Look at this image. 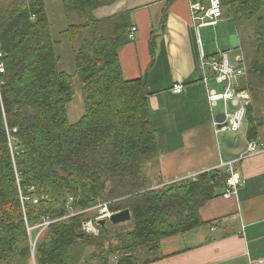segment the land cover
Returning a JSON list of instances; mask_svg holds the SVG:
<instances>
[{"label": "trees", "instance_id": "obj_1", "mask_svg": "<svg viewBox=\"0 0 264 264\" xmlns=\"http://www.w3.org/2000/svg\"><path fill=\"white\" fill-rule=\"evenodd\" d=\"M62 1L68 18L62 34L73 50L75 74L61 68V40L46 0H0V45L7 54L0 96V261L31 263L28 226L39 231L49 218L35 247L37 264H112L113 255L117 264H145L160 257L142 258V251L156 254L164 237L213 222L203 220L200 209L221 195L229 174L216 168L151 188L145 166L158 155L159 141L147 84L144 77L126 79L119 58L131 42V27L93 16L94 7L113 0ZM228 11L249 32L244 45L251 61L241 88L264 100V0H234ZM75 76L84 112L72 122ZM258 119L250 103L249 138L259 134ZM7 128L24 150L15 163ZM20 189L40 202L24 208ZM69 195L75 208L126 196L122 207H112L132 210V228L113 232L108 224L98 235L83 231L84 214L64 217Z\"/></svg>", "mask_w": 264, "mask_h": 264}, {"label": "crops", "instance_id": "obj_2", "mask_svg": "<svg viewBox=\"0 0 264 264\" xmlns=\"http://www.w3.org/2000/svg\"><path fill=\"white\" fill-rule=\"evenodd\" d=\"M46 1L49 12L53 3L63 7V11L59 8L61 19L68 24L63 1ZM220 1L223 16L216 24L202 26L206 28L205 40L199 28L202 48L206 55L227 50L232 64L246 69L242 81L247 77L251 54L244 45L243 28L236 25L228 11L234 0ZM208 3L209 0H175L171 4L167 0H113L91 10L96 18H112L114 24L131 27L129 33L132 27L136 30L135 38L121 47L119 58L126 79H145L147 74L146 89L159 141L158 155L145 166L151 188L196 178L216 168L227 172L225 167H219L225 156L242 153L250 140L264 142V117L258 119L262 125L256 138L248 137L246 117L245 140L237 151L232 153L235 147L229 142L225 149L220 146L218 137L222 131L216 130L213 120L223 110H215L220 101L210 106L208 87L222 91L223 85L210 79L207 86L203 80L197 30L191 22V8ZM176 83L183 85L182 92L173 91ZM237 169L243 179L238 196H223L224 181L221 195L200 209L202 219L213 222L164 237L156 254L142 251V258L160 257L145 264H264V151L246 156ZM29 264H33V257Z\"/></svg>", "mask_w": 264, "mask_h": 264}, {"label": "built area", "instance_id": "obj_3", "mask_svg": "<svg viewBox=\"0 0 264 264\" xmlns=\"http://www.w3.org/2000/svg\"><path fill=\"white\" fill-rule=\"evenodd\" d=\"M191 22L197 30V40L200 45V58L201 66L203 71V80L206 82L207 86L210 79L218 84L223 85V90H217L216 88L208 87V101L211 107L218 104L219 101L224 102L223 113L225 114V119L220 121L214 118L213 125L217 131L222 132H237L243 126L247 117V105L251 101V94L247 89H240V82L243 76H245L246 69L244 67H235L231 60L230 55L227 50H218L217 53L213 55H206L202 48V40L200 36L199 28L205 25L216 24L219 19L223 16V6L220 0H209V3L205 7L193 6L191 8ZM34 18V16H32ZM135 28L132 27L129 38H135ZM6 53L2 46L0 45V96L2 91V86L5 83L4 74L6 73ZM173 91L180 93L183 91V85L176 83L173 86ZM2 101V98H1ZM16 131V129L14 130ZM8 140L10 141V150L15 163V158L17 155L24 152L16 142V136L13 134V130L7 128ZM264 151V142H259L258 140H250L248 142L247 148L237 156L231 157L230 159H223L219 167H225L229 176L226 180V189L223 192V196L226 198L237 197L239 194V189L243 184V179L237 169V164L246 156ZM34 189V186L31 188ZM21 202L25 208V204L28 202L39 203L41 197L37 196L35 193L29 195L24 194L20 189ZM116 200H103L96 204H93L86 208H75L74 202L75 197L69 195L66 206L68 209V214L66 217L76 216L78 214H84V219L81 222V228L83 231L91 234H97L99 228L95 224L96 220L102 218H109L117 209L113 208L111 204ZM52 220L45 219L41 224L43 228L47 227ZM32 227L28 226V231L30 232ZM31 240L33 249V264H37L35 260V247L38 236ZM264 263V257L262 258Z\"/></svg>", "mask_w": 264, "mask_h": 264}, {"label": "rangeland", "instance_id": "obj_4", "mask_svg": "<svg viewBox=\"0 0 264 264\" xmlns=\"http://www.w3.org/2000/svg\"><path fill=\"white\" fill-rule=\"evenodd\" d=\"M59 8L62 9V11H63V7H61V5L59 6V5H57V3H55V4L53 3L52 4V11L50 12V14H51L50 17H51L52 21L54 22L53 30H54L55 38L58 40H61L60 45L57 46V52L60 54V56L62 58L60 65H61V68L63 70L67 71L70 74H75V61H74V57H73V50L71 48L70 42L68 41L67 33L62 34L63 31L65 30L66 26H67V23H66V21L65 22L62 21V19H61L62 13H61V10ZM243 32L245 35H248V33H249V32L246 33V29H243ZM201 34L205 40L206 39V28H204V27L201 28ZM74 81H75L74 83H75V88H76L75 89L76 94H75L73 100L68 105V116H69L70 121H72V122L77 121L84 112V98H83V93H82L83 92L82 85H81V82L79 81V78L77 76H75ZM242 83H243V81L240 82V87L242 86ZM250 94L252 97L251 102H252V104H254L255 108L257 109V114L259 116V119L263 118L264 117L263 96H260L257 99H254L255 98V97H253L254 94L252 95L251 92H250ZM223 107H224L223 101H220L219 104L216 106L215 110L217 112H219V111L223 110ZM246 129H247V123L244 122L243 126L241 127V129L238 132H222L220 134V136L218 137V141L220 143V146L225 149L224 146L228 145L227 142H229L230 146L234 145V147H235L232 149V153L236 152L237 149L240 147L241 143H243V141L245 140L244 137H245ZM221 186H222V184H221ZM221 186L219 187V189H220L219 192H221V190H222L223 186L222 187ZM146 189L148 190L149 188H146ZM128 196H129V194H128ZM125 198H126V196H121V197H116V198H110L107 200L108 201L109 200H111V201L116 200V201L112 202L114 204H111V206L113 205V206L117 207L120 205L119 207H122L126 203ZM100 201H102V200H100ZM94 204H96V202ZM109 226L113 232H117L120 230H127V229L132 228V221H127V222L120 223V224H109ZM37 231H38L37 228L36 229L33 228V229H31V231L29 233L31 235L30 236V246H32L31 240H35V238L39 234L38 232L41 230H39L38 232ZM98 234H100V230L95 235H98ZM113 235L114 234L108 236L109 242L114 241ZM40 236H41V234L38 236L37 241L39 240ZM37 241H36V244H37ZM31 251H32V256H33L32 247H31ZM34 254H35V251H34ZM117 258H118L117 255L112 256V263L113 264H116Z\"/></svg>", "mask_w": 264, "mask_h": 264}, {"label": "water", "instance_id": "obj_5", "mask_svg": "<svg viewBox=\"0 0 264 264\" xmlns=\"http://www.w3.org/2000/svg\"><path fill=\"white\" fill-rule=\"evenodd\" d=\"M145 80H147V74L145 76ZM217 119H219L220 121L224 120L225 114L223 112L219 113ZM225 157L226 159H230L232 156H225ZM132 219H133L132 210L130 208H123L117 210L109 218L98 219L96 223L101 225L103 228H105L108 224H120L127 221H132Z\"/></svg>", "mask_w": 264, "mask_h": 264}, {"label": "bare ground", "instance_id": "obj_6", "mask_svg": "<svg viewBox=\"0 0 264 264\" xmlns=\"http://www.w3.org/2000/svg\"><path fill=\"white\" fill-rule=\"evenodd\" d=\"M9 145H10V141H9ZM21 191H22V190H21ZM97 202H100V201L98 200ZM97 202H96V203H97ZM66 215H67V214H66ZM66 215H65L64 217H66ZM47 219H49V218H47ZM83 219H84V218H82V220H83ZM49 220H51V219H49ZM96 221H97V220H96ZM81 222H82V221H81ZM42 223H43V222H42ZM42 223H41V224H42ZM41 224H40V227H41L40 230H41V233H42V232L46 229V227L43 228V227L41 226ZM95 224L97 225V227H98L99 230H100L101 225L97 224L96 222H95ZM107 226H108V225H107ZM107 226H106V227H107ZM81 229H82V228H81ZM89 234H91V233H89ZM92 235H95V234H92Z\"/></svg>", "mask_w": 264, "mask_h": 264}]
</instances>
